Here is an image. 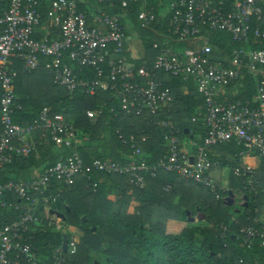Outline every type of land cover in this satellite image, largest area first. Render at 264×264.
Wrapping results in <instances>:
<instances>
[{
	"label": "trees",
	"instance_id": "16d2710c",
	"mask_svg": "<svg viewBox=\"0 0 264 264\" xmlns=\"http://www.w3.org/2000/svg\"><path fill=\"white\" fill-rule=\"evenodd\" d=\"M54 0H38L41 14L40 23L34 31V38L49 40L60 37L59 28L50 21L49 12ZM173 0H136L123 6L121 0H78L79 9L86 14L106 11L123 14L126 36L121 53L111 57L121 58L128 68L151 65L160 50L171 47L182 50L190 44L176 41L171 33L174 10L170 7ZM163 2V3H162ZM9 6V0H0V16ZM151 8L155 20L150 27H143L139 18L140 10ZM216 55L232 53L238 48H263L264 37L251 35L247 41L234 40L232 34L223 29L204 30ZM142 40L146 56L141 58L133 36ZM169 36L171 40L166 38ZM155 43L157 46H155ZM47 57L42 56L45 62ZM70 63V61H69ZM96 75L93 68L80 69ZM109 68L105 67L106 77ZM17 105L13 119L18 123H34L41 109L48 106L53 112H61L77 129L78 141L71 146L57 143L41 130L34 132L35 147L27 154H12V160L0 168L4 180H27L39 176L46 168L58 160L71 155L74 151L87 162L95 158H113L123 161L131 153L130 135H135L137 146L143 152V159L155 162L165 153V134L174 131L180 138L183 152H194L197 145L204 144L207 134L205 125L206 99L197 89L196 82L159 71L157 79L171 88L172 103L159 114L145 110L142 114L128 113L121 108L120 96L114 89H99L91 95L83 91L68 92L54 83L52 75L44 66L35 70L24 69V60L15 58L13 64ZM256 77L246 68L235 85H230L220 95V99H251L255 93ZM1 108V107H0ZM89 109H100L101 113L90 118ZM165 119L173 124L170 129L157 123ZM193 125L190 126V122ZM190 127L189 133L186 128ZM2 123L0 120V134ZM124 135V139L119 137ZM193 137L191 138V135ZM39 135V137L37 136ZM88 137V140H84ZM145 137V140H142ZM244 145L235 141L211 146L208 154L213 163L210 174L215 179L218 192L227 196L229 191L239 187L247 195V205L242 211L232 210L234 205L226 200L217 199L215 192L193 181L185 180L176 173L160 170L156 178H148L146 186L140 188L129 181L127 175H114L102 171L90 172L88 176L75 175L72 185L53 181L47 194L60 192L56 201L46 204L40 202L37 215L38 224L31 223L25 237L30 240L37 253L36 264H52L55 249L63 246V236L72 234L66 225L78 228L77 250L65 251L69 264H94L96 260L111 264H264V247L260 240L246 243L239 238L240 227L260 220L264 213V157L261 158L256 173L258 182L254 188H243V180L234 174V167L240 160ZM234 156L235 161L227 157ZM225 168H229L231 182L224 186ZM22 202L14 191L0 195V224L11 223L18 219L21 210L16 208ZM56 202V203H55ZM58 202V203H57ZM120 203L118 212H113V204ZM57 208L63 213V226L50 220L54 216L47 209ZM190 217L199 219L209 216L211 226H190ZM86 217V220L83 217ZM187 221L178 232L167 231L170 219ZM195 221V220H194ZM107 244V246H105Z\"/></svg>",
	"mask_w": 264,
	"mask_h": 264
},
{
	"label": "built area",
	"instance_id": "2783aa9c",
	"mask_svg": "<svg viewBox=\"0 0 264 264\" xmlns=\"http://www.w3.org/2000/svg\"><path fill=\"white\" fill-rule=\"evenodd\" d=\"M131 1L136 0H121V3L127 6ZM170 7L174 10L172 35L176 41L190 46L182 50L164 47L151 65L134 69L128 68L121 58L110 56L111 45L114 53L123 51L126 36L123 14L101 11L88 15L79 9L78 0H54L49 17L59 28L60 37L37 40L33 34L41 18L38 0H9L8 8L0 16V168L12 160V154H27L35 147L33 134L37 130H41L42 136L67 146L79 138L77 129L65 115L53 112L48 106L41 109L34 123L14 121L16 109L21 108L15 102V58L24 60L26 70L44 66L54 83L70 93L83 91L93 95L99 89H114L120 96L121 108L136 114L145 110L159 114L172 103L171 88L157 79L159 71L184 79L192 78L206 99L207 134L204 144L197 145L194 152L190 149L183 152L179 136L174 131L166 133L165 153L155 162L143 159L135 135H130L131 153L123 161L108 157L95 158L87 163L79 152L74 151L31 179L4 180L0 175V195L14 191L22 200L16 205L21 210L20 217L11 223L0 224V264L37 263L36 250L25 234L31 223L38 224L41 220L37 215L40 202L48 204L59 198L60 192L46 193L53 181L70 186L77 174L88 176L90 172L102 171L127 175L132 184L144 188L148 178H156L160 170H165L209 188L217 199L225 201L228 195L218 192L215 179L210 174L213 163L208 149L215 144L232 141L244 145L241 158L234 167V174L243 180V188L252 189L259 181L256 167L244 162L243 157H264V47L238 48L232 53L216 55L209 37L203 32L227 30L237 41H247L251 35L264 37V0H173ZM139 18L143 27H150L155 13L144 7ZM42 56L47 57L45 62L41 61ZM75 65L81 70L93 68L96 75L85 71V75L80 76ZM106 66L109 72L103 78ZM244 68L256 77L253 97L221 100L220 95L237 83ZM100 113V109L87 110L90 118ZM157 123L174 128L165 119H159ZM119 137L124 139L123 134ZM50 220L61 225L53 216ZM256 223L242 225L239 238L246 243L257 238L264 247V225ZM76 250L77 240L72 235L67 251L73 253ZM52 264H69L63 246L54 250Z\"/></svg>",
	"mask_w": 264,
	"mask_h": 264
},
{
	"label": "rangeland",
	"instance_id": "374dc122",
	"mask_svg": "<svg viewBox=\"0 0 264 264\" xmlns=\"http://www.w3.org/2000/svg\"><path fill=\"white\" fill-rule=\"evenodd\" d=\"M261 160V158L260 157H258V156H255V155H251V156H244L243 157V161L244 162H246V163H249V164H251V165H253V166H255V167H258V165H259V163H260V161H259V163L257 162L258 160ZM230 172V169L229 168H225V174H224V186L226 187V189H228L229 188V182H227V181H230L231 182V173H229ZM244 191L243 190H241L240 188H239V190H237L236 191V189H235V195H234V200H235V202H234V207H233V209L232 210H239V211H242V209H243V207H244V202L246 201V199L244 198ZM56 203V202H55ZM58 203V202H57ZM52 205L53 204H49L48 205V208H51L52 207ZM194 217H195V221H191V223H190V226H196V227H204V226H211V225H213L214 224V222H212L213 220H211V218L209 217V216H204V218L203 219H199L198 218V215L196 214V215H194ZM53 218L55 219V220H57L58 221V224H61V226H63V223H62V220H61V217H59V216H56V215H54L53 216ZM260 220H263V222H264V213L263 214H261V216H260ZM172 220H176V219H170L169 221H172ZM168 221V222H169ZM66 230L69 232V233H71L72 235H74V237L75 238H78V236H79V231H78V228H74V227H71V226H68V225H66ZM105 246H107V244H105ZM96 261H98V260H96ZM93 264V263H92ZM94 264H98V263H94ZM101 264H111V263H105L103 260L101 261Z\"/></svg>",
	"mask_w": 264,
	"mask_h": 264
},
{
	"label": "crops",
	"instance_id": "0c3cea01",
	"mask_svg": "<svg viewBox=\"0 0 264 264\" xmlns=\"http://www.w3.org/2000/svg\"><path fill=\"white\" fill-rule=\"evenodd\" d=\"M163 3V2H162ZM132 43L135 45L136 49H137V53L141 58H144L146 56V49L144 47V44L142 42V40L140 39V37H138L137 35L134 34L133 38H132ZM39 137V135H37ZM34 137V136H33ZM35 139V137H34ZM227 159L229 161L234 162L235 158L232 155H229L227 157ZM260 159L257 161L259 163ZM236 191L239 190V187L235 188ZM233 191V189H231ZM234 195H235V190L233 191ZM234 204V203H233ZM113 212L116 213L119 211L120 209V203L115 202L113 204ZM52 210H54L53 212H51ZM49 212L53 215L59 216L60 217V210L57 208H49ZM63 214V213H62ZM261 219V218H260ZM263 222V220H261ZM187 225V221L181 220V219H176V220H172L169 221L167 224V231L169 232H178L180 231L184 226ZM95 263L101 264V262L96 261Z\"/></svg>",
	"mask_w": 264,
	"mask_h": 264
},
{
	"label": "water",
	"instance_id": "95a60500",
	"mask_svg": "<svg viewBox=\"0 0 264 264\" xmlns=\"http://www.w3.org/2000/svg\"><path fill=\"white\" fill-rule=\"evenodd\" d=\"M192 125H193V121L190 122V126H192ZM189 131H190V127L186 128V133H189ZM192 137H193V134L191 135V138H192ZM244 198L247 199V195H246V194L244 195ZM234 202H235V200H234V193H233L232 190H230V191H229V194H228V196H227V198H226V204L231 205V204H233ZM245 205H247V202H245ZM53 211H54V210H52L51 212H53ZM187 213H188V216H189V220H190V221H194V220H195V217H190V212H189V211H187ZM59 215H60L61 217L64 216L62 213H60ZM83 219L86 220V217L84 216ZM68 241H69V238H68L67 234H65V235L63 236V249H64L65 251H67V249H68Z\"/></svg>",
	"mask_w": 264,
	"mask_h": 264
}]
</instances>
